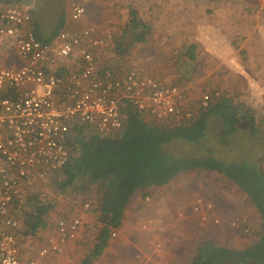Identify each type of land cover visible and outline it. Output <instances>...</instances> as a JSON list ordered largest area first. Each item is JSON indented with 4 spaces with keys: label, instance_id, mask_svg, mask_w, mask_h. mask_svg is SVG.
I'll use <instances>...</instances> for the list:
<instances>
[{
    "label": "trees",
    "instance_id": "16d2710c",
    "mask_svg": "<svg viewBox=\"0 0 264 264\" xmlns=\"http://www.w3.org/2000/svg\"><path fill=\"white\" fill-rule=\"evenodd\" d=\"M22 0H0V10L21 8ZM32 28L41 42L50 44L65 28L63 18L54 33L45 37L32 12ZM151 27L140 22L138 11L129 8V19L122 34L108 35L105 47L94 50L100 72L120 71L118 61L129 51L124 45L126 34L137 32L135 43L145 44ZM186 57L196 58V46L187 48ZM104 59V61H101ZM74 57L61 61L56 73L64 76L79 70ZM80 64L81 61L78 59ZM103 62V63H102ZM73 64V65H72ZM212 91L208 107L200 102L192 117L170 122L147 119L137 114L128 104L123 108V128L115 134H101L94 127L77 121L70 122L67 140L70 157L59 170L48 171L45 177L33 176L22 186L14 212L19 222L18 241L21 247L42 240L46 230H53L51 216L59 207L60 199L80 201L81 209L97 216V224L85 229L86 250L81 264H95L109 246L111 235L123 225L125 212L132 197L145 195L153 188L169 185L188 172H214L235 185L247 198L259 217L254 231L256 241L246 249L222 247L213 241L204 242L192 264H264V168L254 160L226 161L213 149L205 148L197 157L175 155L167 148L177 142L204 147L211 124L219 120L220 141L226 142L246 127L252 138L258 139L261 130L255 114L239 105L233 98ZM216 118V119H215ZM86 210V209H85ZM81 229V227H80ZM80 231V230H79ZM253 233V232H252ZM79 234V232H78ZM83 234V233H82Z\"/></svg>",
    "mask_w": 264,
    "mask_h": 264
},
{
    "label": "built area",
    "instance_id": "2783aa9c",
    "mask_svg": "<svg viewBox=\"0 0 264 264\" xmlns=\"http://www.w3.org/2000/svg\"><path fill=\"white\" fill-rule=\"evenodd\" d=\"M87 3L71 2L72 22L84 19ZM32 22L31 14L22 8L0 10V42L14 48L22 61L19 67L0 63V264H45V258L63 253L65 245L78 235L81 220L62 219L56 236L46 241L39 257L25 258L18 241L19 222L13 215L26 182L68 163L70 122L87 124L101 134H115L124 126L126 104L138 115L157 121L192 117L183 106L186 96L178 86L135 69L101 73L93 51L105 47L109 38L98 35L94 27L64 29L54 42L45 44L38 40ZM70 57L79 70L66 66L67 75L57 74L61 61ZM211 98L204 95L201 105L208 107ZM203 204L198 198L195 210ZM249 232V228L243 231ZM156 251L163 254L161 242Z\"/></svg>",
    "mask_w": 264,
    "mask_h": 264
},
{
    "label": "crops",
    "instance_id": "0c3cea01",
    "mask_svg": "<svg viewBox=\"0 0 264 264\" xmlns=\"http://www.w3.org/2000/svg\"><path fill=\"white\" fill-rule=\"evenodd\" d=\"M219 1L198 0L192 11L186 9V15H180L187 24L183 34L192 40L185 43L184 47V44L181 45L180 51L189 60L186 57L187 48L190 45L196 46V58L189 61L212 70L209 71V77L216 78L214 84L219 89L215 88L214 91L233 98L243 108L251 110L255 116L263 115L264 0ZM89 3L97 5L101 14L103 13L104 4L99 0H91L86 4V17ZM117 3L122 2L117 0ZM128 8L138 11L133 4ZM126 17L128 20L129 11ZM0 63L4 67L22 65L14 48L2 42ZM217 69L224 70L225 76L221 75V72L217 74ZM185 174L178 176L165 187L153 188L145 195L141 192L134 195L126 209L122 227L115 231L116 236L111 235L108 248L98 260L108 257L112 264H192L199 247L207 241L236 250L253 245L256 241L254 232L245 235L248 237L244 239L235 235H243L242 232L250 227L248 218L242 216L245 214L237 212L236 198L228 192L230 187L235 185L225 180L222 184L216 183L205 194L207 197H198L204 204L196 211L194 206L198 198L194 199V194L187 190L193 182L191 178H183ZM225 187H228V191ZM246 201L250 206L248 200ZM253 212L259 219L254 210ZM71 214L73 215L66 216V219L77 217L82 222L79 234L75 240L65 245L63 253L53 258H45V264L64 254L70 245L85 236L86 228L97 224V216L87 212V209ZM56 229L57 227L51 231L49 238L56 236ZM47 239L42 246L46 244ZM158 242L163 245L162 255L156 251ZM39 251L35 257H28L21 250L26 258H38Z\"/></svg>",
    "mask_w": 264,
    "mask_h": 264
},
{
    "label": "rangeland",
    "instance_id": "374dc122",
    "mask_svg": "<svg viewBox=\"0 0 264 264\" xmlns=\"http://www.w3.org/2000/svg\"><path fill=\"white\" fill-rule=\"evenodd\" d=\"M72 1L74 0H22L20 4L23 10H30L34 14L33 18L39 23L45 37H50L54 33L63 18H65L64 29H81L92 26L100 36L107 37L108 35L112 36V34H122L125 29L123 25L127 21L128 6L130 7V4H133L138 8L140 21L149 25L151 30L145 44L135 43L137 32L130 31L126 34L124 45L130 49L125 55L122 54L123 58L118 61V65L121 66L120 71L135 69L165 84L180 87L186 96L183 106L191 114H193L196 105L201 102L204 95L210 94L215 88L218 89L217 85L214 84L216 78L209 77V71L212 70L203 67L204 65L201 67L199 63L190 62L180 51L181 45L184 44V47L185 43L192 41L189 36L183 34L187 24L182 16L186 15V9L192 11L193 5L198 4V0H120L122 3L119 4L117 0H99L102 5L104 4L102 6L104 8L103 13L101 14V9L97 8V5L89 3L90 6L87 7L88 15L79 23L70 20V4ZM88 2H91V0H88ZM217 2L220 1L217 0ZM101 18L103 22H101ZM187 22L189 23V20ZM101 61L105 62L104 59H101ZM216 72L217 74L221 72V75L225 76L222 69H217ZM254 112L256 113L257 110ZM255 118L261 130L258 139L252 138L246 127H244L243 130L229 138L227 143H224L222 140L220 141L219 120H215L211 124V131L207 136L204 147L177 142L170 145L167 150L175 155L197 157V154L208 148L213 149L217 156L226 161H240L248 158L260 163L264 168V113L263 115H256ZM185 177L192 179L193 183L187 190L194 194V199L207 197L205 194L216 183L222 184L224 182V179L214 172H189L183 176V178ZM224 189L228 191V187ZM228 192L236 198L235 203L238 211H235L245 214L242 216L248 218L250 224V227H247L250 229L248 234L242 232L243 235H235L240 239L247 238L248 236L245 235L253 234L252 232L258 227L259 219L238 188L232 186ZM74 211L76 213L83 211L81 202L66 201L61 198L59 207L51 216L52 224H55L61 218L60 213L63 216H72L71 213ZM13 215L17 219L14 211ZM91 218L96 217L91 216ZM50 235L51 230L48 229L41 235V241L32 246H29V244L23 245L21 247L23 254L28 257H35ZM222 237L224 238V236ZM86 241V235L82 236L76 243L74 242L75 244L70 245L64 254L49 264H81L87 253ZM95 264L112 263L109 262L108 257H105Z\"/></svg>",
    "mask_w": 264,
    "mask_h": 264
}]
</instances>
